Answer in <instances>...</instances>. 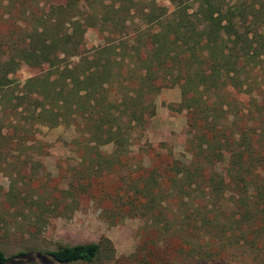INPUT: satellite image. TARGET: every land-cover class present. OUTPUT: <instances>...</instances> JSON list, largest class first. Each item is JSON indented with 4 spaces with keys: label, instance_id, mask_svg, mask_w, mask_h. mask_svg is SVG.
<instances>
[{
    "label": "trees",
    "instance_id": "16d2710c",
    "mask_svg": "<svg viewBox=\"0 0 264 264\" xmlns=\"http://www.w3.org/2000/svg\"><path fill=\"white\" fill-rule=\"evenodd\" d=\"M44 23L24 26L22 45L0 54L3 102L39 125L75 123L114 145L113 165L99 161L79 180L88 189L91 176L105 182L127 171L129 187L104 198L157 235H142L125 264H264V0H64ZM88 27L101 34L90 48ZM23 60L48 69L18 93L9 74ZM176 86L181 100L169 107L187 113L191 157L162 142L167 151L132 161L134 132L156 115L158 93ZM28 131L13 129L19 145ZM79 194L72 183L64 191L72 201ZM41 252L49 261L25 264H107L116 255L107 237ZM10 260L0 249V264Z\"/></svg>",
    "mask_w": 264,
    "mask_h": 264
},
{
    "label": "rangeland",
    "instance_id": "374dc122",
    "mask_svg": "<svg viewBox=\"0 0 264 264\" xmlns=\"http://www.w3.org/2000/svg\"><path fill=\"white\" fill-rule=\"evenodd\" d=\"M59 2L64 0H0V54L3 55V49L9 44L22 45L20 37L24 36V26L29 32L36 27H48L47 23L43 24L45 14L52 3ZM100 42L98 29L88 27L86 47ZM47 69L48 65L19 61L9 74L11 85L20 93L28 78ZM3 90L0 84V249L11 258L9 264H25L31 260L47 262L49 258L41 252L43 250L60 244L95 242L102 237L109 238L116 251L115 258L107 264H125L124 258L134 252L142 235H157V229L147 225L144 218L129 216L128 211L118 208V200L104 198L118 187H129L127 171L122 172L121 178L105 182L101 181L103 175L99 172L98 179L90 177L92 183L88 189L83 188L79 180L99 161L109 160L113 165L114 145L95 143L85 132L81 134L75 123L64 122L56 127L39 125L30 110L8 107V103L3 102ZM236 96L246 99L244 95ZM180 100L178 86L163 88L158 93L156 115L133 134L132 161L147 157L151 149L164 147L163 151H167L162 142L171 146L178 157L184 160L191 157L186 149L187 113L169 107V103ZM17 124L29 130L26 142L21 145L13 133ZM3 131L9 136L4 143L11 148L3 147ZM159 160L166 161V156ZM147 162L144 160V164ZM71 183L81 191L74 201L64 195ZM71 188L75 191L73 186ZM107 206L110 208L104 212ZM110 215L119 220L112 223ZM21 252L26 255L19 256Z\"/></svg>",
    "mask_w": 264,
    "mask_h": 264
}]
</instances>
